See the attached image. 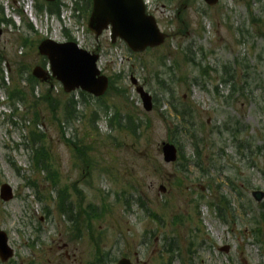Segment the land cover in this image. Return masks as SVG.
Masks as SVG:
<instances>
[{
    "label": "rangeland",
    "instance_id": "374dc122",
    "mask_svg": "<svg viewBox=\"0 0 264 264\" xmlns=\"http://www.w3.org/2000/svg\"><path fill=\"white\" fill-rule=\"evenodd\" d=\"M66 1L51 17L42 0H0L9 23L0 24V70L21 93L14 111L0 82V186L13 192L12 201L0 200V232L14 253L0 264H264V199L250 196L264 194V0L212 8L149 0L167 38L138 55L85 26L80 48L96 50L101 74L112 77L101 99L65 94L54 79L30 81L43 68L39 44L65 40ZM131 76L156 101L150 112ZM69 111L77 115L65 123ZM33 121L47 156L43 173L24 146ZM170 141L188 165L164 163ZM57 191H66L80 237L59 214Z\"/></svg>",
    "mask_w": 264,
    "mask_h": 264
},
{
    "label": "water",
    "instance_id": "95a60500",
    "mask_svg": "<svg viewBox=\"0 0 264 264\" xmlns=\"http://www.w3.org/2000/svg\"><path fill=\"white\" fill-rule=\"evenodd\" d=\"M54 2L55 0H44ZM92 10L88 19V30L98 38L103 31L110 27L111 42L122 40L133 53H142L147 48H156L164 43L165 36L157 29L154 19L145 14L142 0H91ZM208 6H213L218 0H203ZM1 36V32H0ZM40 56L47 59L51 77L59 82L65 93L79 90L95 98L102 97L107 88L108 80L101 76L96 67L98 56L79 49L74 43L59 44L50 40L43 41L38 46ZM32 76L41 82H46L48 75L39 67L32 71ZM136 85V80H131ZM143 108L150 111L151 98L142 88H137ZM165 163L176 161V150L173 146L164 145L162 149ZM159 191L164 193L163 187ZM259 203L263 194L251 193ZM4 202L12 199L10 187L4 185L0 191ZM5 234L0 232V257L6 261L11 257L7 247ZM117 264H130L121 259Z\"/></svg>",
    "mask_w": 264,
    "mask_h": 264
},
{
    "label": "trees",
    "instance_id": "16d2710c",
    "mask_svg": "<svg viewBox=\"0 0 264 264\" xmlns=\"http://www.w3.org/2000/svg\"><path fill=\"white\" fill-rule=\"evenodd\" d=\"M84 1H85V6H83V8L77 7L79 10L83 11V14L87 13V11H88V8L86 9L88 0H84ZM38 7H39L38 8L39 12H42L43 9L40 6H38ZM47 10H48L49 13L58 14V10L54 11L53 9H50L49 7L47 8ZM3 23L9 24L8 22L3 21V19L0 17V24H3ZM64 33H65L64 36H65L66 40L67 41H71L69 33L68 32H64ZM2 63H3V60H2V57L0 56V64H2ZM42 66H45L44 63H43ZM29 77H30L31 83L35 82V84H38V82L35 79H33L31 76H29ZM0 78H1V80H3L2 71L1 70H0ZM111 85H113L112 81L110 83V86ZM3 88H5L6 95H7L8 99L10 100V103L12 104V107L14 108V111H16L15 106L17 105V103L19 101L16 102L14 100V95L16 93L21 94L20 91L17 90V88H14V90H9V88L8 87L7 88L4 87V85H3ZM54 111H55V106H52L51 112L54 113ZM76 115H77V113H75L74 111L73 112L69 111V113L65 114V116H66L65 117V123H69V121H71L72 119H75ZM114 115H116V114H114ZM116 119H117L118 124H119L120 127H125V125L120 124L121 123L120 122V115L118 116V114H117L114 117V121H116ZM36 121L37 120L35 118V122ZM35 122L33 121V127L29 130V134H28V137H29V148H30V151H31V159L33 161L34 167L37 170H40L41 172H44V171H46V166H45L44 162L47 161V156H46V153L44 151V147L40 143L41 142L40 139L43 138L42 134H38V132L33 129L34 125H35ZM109 125L112 126L111 124H109ZM60 130L62 131V128ZM65 142L67 143V145H70V141L67 140ZM72 146H73L74 151L76 153H78L79 149L77 147V144H73ZM194 155H195L196 160H199L200 152H199V146L198 145H194ZM184 167L185 166H183L182 168H184ZM53 185H55V184H53ZM66 198H67L66 191H58V193H57V208H58L59 213L60 214H64V215H66L67 213L71 214L72 213V209H73L72 206H71L72 204L68 203ZM71 219L72 218L69 217V220H71ZM74 226H78V221L77 220H75V225ZM76 230L79 232L77 227H76ZM100 262H102V261L100 260Z\"/></svg>",
    "mask_w": 264,
    "mask_h": 264
}]
</instances>
